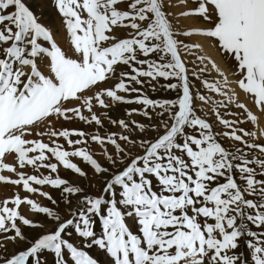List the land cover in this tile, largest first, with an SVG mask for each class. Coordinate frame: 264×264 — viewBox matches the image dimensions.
Returning <instances> with one entry per match:
<instances>
[{
  "label": "snow or ice",
  "instance_id": "obj_1",
  "mask_svg": "<svg viewBox=\"0 0 264 264\" xmlns=\"http://www.w3.org/2000/svg\"><path fill=\"white\" fill-rule=\"evenodd\" d=\"M191 2L196 7L179 16L198 17L210 28L178 30L166 11L171 0H54L73 48L69 56L26 0H0V182L49 201L45 206L19 194L3 201L0 264H49L46 253L53 264H99L84 250L93 246L109 264H264V127H239L258 126L259 117L239 102L217 63L200 54L203 45L191 42L212 39L236 62L237 87L264 116V0ZM209 65L218 79L205 78ZM145 85L176 98L153 99ZM197 102L208 107L205 115ZM120 104L141 105L125 115L149 123L113 119L109 113ZM97 106L123 132L101 135ZM61 120L97 128L92 135L54 130L53 121ZM43 126L48 130L37 131ZM90 142L101 147L106 164ZM8 156L16 164L7 163ZM73 158L99 178L100 195L60 176L63 167L89 179ZM29 166L35 174L23 171ZM21 205L43 219L25 217ZM46 223L55 227L45 230ZM21 225L40 233L30 238ZM242 240L247 257L238 251Z\"/></svg>",
  "mask_w": 264,
  "mask_h": 264
},
{
  "label": "rangeland",
  "instance_id": "obj_2",
  "mask_svg": "<svg viewBox=\"0 0 264 264\" xmlns=\"http://www.w3.org/2000/svg\"><path fill=\"white\" fill-rule=\"evenodd\" d=\"M34 1L37 2V6L34 8H31V9L40 16V22L43 23L45 26H48L53 31L54 36H56V34H57L58 39L60 38L62 44H64V46L63 45L61 46V44H59L60 42L56 41L58 46H60L61 49L64 50L65 52H69V54L66 53L67 55L73 56L74 55L73 48H72V45L70 44V38H69L68 33L66 31L64 20H63L62 16L59 14L56 7L54 6V0H34ZM26 3L31 7V3H29V1L26 0ZM171 3L174 6L168 7L166 9V11L173 14L169 18L172 20L173 24L178 27V30L201 29V28L207 29V28L211 27L210 24L205 23L202 19H200L198 17H195V16L181 17V16H179V14L181 12L187 11L189 9H194L196 7V4L192 3L191 0H188L187 4H181L180 0H171ZM115 34L119 37H124L127 34V30L117 29ZM201 38L206 39V43L211 45L221 55L219 49L217 47H215V41L214 40L207 39L204 37H201ZM180 39H184V37H180ZM196 39H197V37H193L191 42L198 43ZM65 45H67V47ZM200 54L202 55V53H200ZM221 56H222L223 61L226 64V66L228 67L227 70L230 69V71H231L230 73H232V74L235 73L237 70L236 69V62L230 58L223 56V55H221ZM192 59H193L192 57H188L190 68L192 67V65H191ZM123 70L127 71L128 69L124 68ZM204 75H205V78H208L209 80L219 78L217 72L215 70L211 69V65H209V72H206ZM233 77L236 81H238L240 79L239 75H233ZM112 83L113 82H109L107 85H102V87H111ZM163 83H166V82L161 80V84H163ZM137 87H139V86H137ZM197 87H199V82H197ZM144 91L153 99H174V98H176V93H173L171 91H164L163 89H158L156 92H153V91H151L150 87L147 85L144 86ZM239 93H241L238 96L239 102H243L245 104L246 103L250 104V105L246 104V106L248 105L247 107H249V109L254 114H256L260 120V123L258 126H254L251 122H244V123H241L239 125V127L243 128L245 130H251V131H257L258 127H264V116H261L260 112L255 107L251 97L248 94H245L242 90H240L238 88L237 94H239ZM229 94H231V93L229 92ZM133 95H135V94H133ZM213 99H221V98L219 96L213 95ZM141 107H142L141 105H137V104H120L118 106V108L112 109L109 114L111 115V117L113 119L123 118L126 121L135 120V121H139L141 123L147 124V123H149V121H147L144 117H142L140 115L134 114L131 117H127L125 115V109L141 108ZM197 107L202 109V111L200 112L201 115H205L208 112V107L206 105H202L199 102H197ZM94 110L104 120L105 127L103 129H100L101 135H105L108 133H121V132H123V129L120 128L118 125H112L108 122L107 117H105L103 115L105 110L100 109L98 106ZM231 111L236 112V113H241L240 119H242V120L246 118V114H243L242 110L239 108H236L235 106H233L231 108ZM85 115H87L86 111H85ZM207 118L210 119L211 122H213L215 130L217 132H221L224 130L222 128V126H220L216 123L215 115L207 116ZM225 118L232 119L233 117H227L226 116ZM53 125H54V130H63L64 128L82 129L86 133H89V135L95 134V131L97 128V126H94V125L89 126V125H86L83 122H80L78 120L72 121V122H64L63 120L58 121V122L53 121ZM47 130H48V127L43 126L40 129H38L37 131H47ZM27 138L33 139V138H39V137L29 136ZM76 138L77 137H73V139H76ZM43 139L45 140V142H48V137L45 136ZM59 142L62 144L64 143L62 138L59 140ZM222 142L225 145L229 144V141H227L223 138H222ZM260 142L264 143V139H262ZM65 147H68V146L65 145ZM87 147L94 154V157L101 164H106L105 158L101 152V147L99 145H97L96 143L90 142L89 145H87ZM108 150L112 151L110 146H109ZM73 160L78 165H80L83 170H85L86 172L89 173V179L86 181V180L80 178L78 175L72 173L70 170L63 169V167L59 168L60 176L62 178L69 180L70 182L78 183L80 185L85 186L87 188V191L92 193L93 195H97V196L100 195L101 190L103 188V185H102V183H100L99 178L96 177L93 174L91 168H89L86 164L82 163V161L79 158H73ZM7 163L16 164L15 157L14 156H8L7 157ZM18 171H20L19 168H18ZM23 171H25L28 174H35L34 170L30 166L28 168H25ZM2 174L5 176H9L12 179L17 178L14 173H8L5 171ZM89 183L95 184V187L94 188L93 187H87V185ZM42 190L46 191V192H50L54 198L59 199V192L52 189L50 186H44ZM15 194H19L21 197H31L32 199L36 200L38 203L45 205V206H49V201H47L46 199H44L42 197H39L38 195H33L30 193H27L26 191H24L22 189V187H18V186H14L11 184H5L3 182H0V206L3 205V201L5 199L13 198ZM8 206L13 207L12 204H9ZM59 208H60L61 212L63 213L64 212V205L62 203L59 204ZM20 211H21L22 215H24L27 218H30L33 220H42L43 219V217L38 216L35 213H33L32 211H30V207L28 205H21ZM128 222H129V224H132V221H128ZM54 227H55V225H53L51 223H46L45 230H51ZM133 227H135V226L133 225ZM22 229L26 233L27 236H29L30 238H33V239L36 238L40 233V230H38V229H32V228H27V227H23V226H22ZM95 230L97 232V235L99 236L101 233L100 226L97 225ZM72 239L75 240L76 237L73 236ZM77 242L79 243V241H77ZM26 246L27 245L21 244L20 248L23 249ZM81 246H83V245H81ZM84 250L89 251L90 255H92L94 258H96L98 260L99 264H109V258L104 254V252L99 250L96 246H93L91 249L84 248ZM9 251L11 253L12 251H15V249H13L11 247V245H9ZM238 251L241 253H244L245 257H247L248 250H247L246 245H245L243 240L240 242V248L238 249ZM46 255H47L49 264H53L52 255L47 254V253H46Z\"/></svg>",
  "mask_w": 264,
  "mask_h": 264
},
{
  "label": "bare ground",
  "instance_id": "obj_3",
  "mask_svg": "<svg viewBox=\"0 0 264 264\" xmlns=\"http://www.w3.org/2000/svg\"><path fill=\"white\" fill-rule=\"evenodd\" d=\"M27 1H29V3H31V8H34V7H36L37 6V2H35L34 0H27ZM190 19V18H189ZM58 27V26H57ZM59 29V28H58ZM202 29V28H201ZM56 30V29H55ZM59 31V30H58ZM60 33V32H59ZM61 34V33H60ZM54 38L56 39V41H59L58 43L59 44H61V46L63 45L64 46V44H62V42H61V39L59 38L58 39V36H57V34H56V36H54ZM64 38V37H63ZM197 42L198 43H200V44H202L203 45V51L201 52L202 53V55H206V56H210L216 63H217V65L220 67V69H222L225 73H226V75H227V78H228V80L231 82V84H230V89H234L235 90V92L237 93L238 92V87H237V85H236V80L234 79V77H233V74L232 73H230L231 71H230V69L229 70H227V66H226V64H225V62L223 61V59H222V56L211 46V45H209V44H207L206 43V39H203V38H201V37H197ZM66 47H67V45H65ZM65 48V47H64ZM66 53H68L69 54V52H66ZM72 53V52H71ZM73 55V54H72ZM69 56H71V55H69ZM230 93H231V91H230ZM232 94V93H231ZM241 93H239L238 94V96L240 95ZM246 104H248V103H246ZM248 105H250V104H248ZM247 105V106H248ZM249 108V107H248Z\"/></svg>",
  "mask_w": 264,
  "mask_h": 264
}]
</instances>
